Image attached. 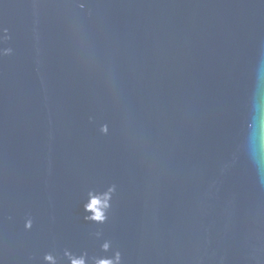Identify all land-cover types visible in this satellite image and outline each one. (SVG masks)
I'll return each mask as SVG.
<instances>
[{
	"label": "water",
	"instance_id": "1",
	"mask_svg": "<svg viewBox=\"0 0 264 264\" xmlns=\"http://www.w3.org/2000/svg\"><path fill=\"white\" fill-rule=\"evenodd\" d=\"M0 264H264V0H0Z\"/></svg>",
	"mask_w": 264,
	"mask_h": 264
}]
</instances>
